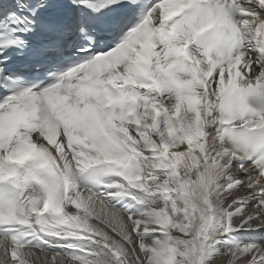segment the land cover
<instances>
[{"label":"snow or ice","instance_id":"1","mask_svg":"<svg viewBox=\"0 0 264 264\" xmlns=\"http://www.w3.org/2000/svg\"><path fill=\"white\" fill-rule=\"evenodd\" d=\"M264 264V0H0V264Z\"/></svg>","mask_w":264,"mask_h":264},{"label":"bare ground","instance_id":"2","mask_svg":"<svg viewBox=\"0 0 264 264\" xmlns=\"http://www.w3.org/2000/svg\"><path fill=\"white\" fill-rule=\"evenodd\" d=\"M227 258H222L221 260H218L217 261V264H224V261L226 260Z\"/></svg>","mask_w":264,"mask_h":264}]
</instances>
